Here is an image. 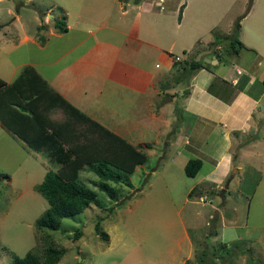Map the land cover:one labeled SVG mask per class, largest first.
Masks as SVG:
<instances>
[{
	"label": "crops",
	"instance_id": "crops-1",
	"mask_svg": "<svg viewBox=\"0 0 264 264\" xmlns=\"http://www.w3.org/2000/svg\"><path fill=\"white\" fill-rule=\"evenodd\" d=\"M3 1L0 64L9 58L8 51L14 49L16 56L6 60V66L4 62L0 79L10 84L24 68H31L40 78L30 77L35 91L26 92L27 86L18 89L20 102L12 108L30 115L29 104L45 120L44 132L30 142L0 124L5 146L19 147L39 164H53L49 170L56 171L58 147L64 151L106 142L101 131L92 130L89 121H93L134 149L147 151L166 141V148L175 150L170 161L181 171L188 159H199L200 168L189 177L196 180L193 183L208 187L213 184L208 181L232 179L233 136L251 129L264 115V13L256 16L258 5L264 3L252 0L239 20V43L232 47L230 30L236 17H224V10L209 17L200 14L204 0L184 2L177 15L180 0L170 10L166 0H108L102 8L106 17L102 15L96 24H87L76 11L57 5L64 30L55 24L49 8L39 9L38 15L26 0L20 9L29 8L35 27L31 31L25 28L20 9L16 11L11 0ZM216 34V42L211 41ZM24 44L32 54L21 53ZM196 49L200 53L192 55ZM189 56L203 63L189 78L160 90L158 84L176 73L172 63ZM37 91L44 95L33 101ZM52 129L65 138L53 135L56 140H51L47 135ZM140 166L136 164L131 173Z\"/></svg>",
	"mask_w": 264,
	"mask_h": 264
},
{
	"label": "rangeland",
	"instance_id": "rangeland-1",
	"mask_svg": "<svg viewBox=\"0 0 264 264\" xmlns=\"http://www.w3.org/2000/svg\"><path fill=\"white\" fill-rule=\"evenodd\" d=\"M24 1H12L14 9H20ZM175 1L166 0V9L174 8ZM180 2L176 15L184 2L188 5L194 0ZM251 2L204 0L200 14L209 17L224 10V17L234 15L239 21ZM107 4L108 0H30L27 5L37 13L49 8L60 25L57 5L76 11L87 24H96ZM262 8L264 5H258L256 16L264 13ZM20 12L25 28L35 29L29 8ZM217 35L211 41L216 42ZM28 47L24 44L19 50L32 54ZM7 54L9 61L16 51ZM4 137L0 130V264H14L13 255L22 257L27 252L41 260L49 244L63 250L55 264H264V115L251 129L233 136L231 156L236 166L232 179L208 181L213 183L208 187L204 182L193 183L195 179L186 177L177 163L170 161L175 150L173 146L167 149L166 141L147 151L136 148L146 161L126 178L130 186L107 181L117 190L113 199L98 191L93 164L82 165L76 178L96 192L101 207L89 204L62 218L56 230L34 227L35 219L47 207L34 186L42 180L43 170L54 165H41L19 147L5 146ZM97 221L99 231L107 235L105 240L94 230Z\"/></svg>",
	"mask_w": 264,
	"mask_h": 264
},
{
	"label": "trees",
	"instance_id": "trees-1",
	"mask_svg": "<svg viewBox=\"0 0 264 264\" xmlns=\"http://www.w3.org/2000/svg\"><path fill=\"white\" fill-rule=\"evenodd\" d=\"M55 24L58 26V21L55 20ZM238 27L239 21H234L230 34V37H232V47L234 43H239L236 40ZM59 28L64 30L62 22ZM200 50L201 49L194 50L192 55L200 53ZM232 52L236 53L235 50ZM202 63L200 58L195 60L193 56H189V59L182 63L173 62L172 67L175 68L174 70L176 73H174L170 79L161 81L158 87L160 90H165V88L170 86L171 82L176 84L181 79L189 78ZM30 77L40 80L33 70L28 67L24 68L18 77L10 84L5 85V82L0 79V124L7 131L15 134L25 142H30L29 140L34 139L37 135H41L44 132L43 123L45 122L41 111H34L29 104H27V109L30 115H27L23 111H14L15 109L12 108V104L20 102L18 94L16 93H20V91H17L18 89L27 86L28 89L26 92L35 91L36 84L31 83ZM37 92L38 95L33 101L41 100L44 95L42 91ZM166 94L167 93H164L163 97H165ZM30 95H32V93H30L29 96ZM89 122L92 124V130L98 133L101 131L99 134L107 140L106 142H101V145H103L99 147L82 148V146L74 145L67 147L64 151L59 147L56 149L57 153H60V155L56 157L60 162L58 169L56 171L47 170L42 180L34 186L35 190L47 203V207L34 221V227L38 230L42 228L56 230L62 218L79 213L89 204H93L98 208L101 207V202L97 198L96 192L83 185L76 178L77 170L82 165L93 164L91 170L98 178V182L96 183L98 191L103 192L109 199H113L117 194V190L109 186L107 181L113 183L122 181L125 182L126 186H130V182L126 180V178L131 174L136 164L145 161L144 154L126 144L121 139H118L97 123L93 121ZM53 135L65 138L64 134L57 132V130H53L47 137L51 140H56L53 138ZM200 164L201 162L197 158L188 159L183 166L184 174L188 177H193L200 168ZM93 227L96 234H98L101 239L105 240L107 235L103 231H99V221L95 222ZM78 236V232L74 234L75 238ZM44 249V255L41 260L33 253L27 252L22 257L13 255V263L55 264L63 254L62 249H56L52 247L51 244L47 245Z\"/></svg>",
	"mask_w": 264,
	"mask_h": 264
},
{
	"label": "water",
	"instance_id": "water-1",
	"mask_svg": "<svg viewBox=\"0 0 264 264\" xmlns=\"http://www.w3.org/2000/svg\"><path fill=\"white\" fill-rule=\"evenodd\" d=\"M11 1L16 2L17 0H11ZM203 61L206 62V63H210L211 59L204 58Z\"/></svg>",
	"mask_w": 264,
	"mask_h": 264
},
{
	"label": "built area",
	"instance_id": "built-area-1",
	"mask_svg": "<svg viewBox=\"0 0 264 264\" xmlns=\"http://www.w3.org/2000/svg\"><path fill=\"white\" fill-rule=\"evenodd\" d=\"M174 60H178V58L177 57H174Z\"/></svg>",
	"mask_w": 264,
	"mask_h": 264
},
{
	"label": "clouds",
	"instance_id": "clouds-1",
	"mask_svg": "<svg viewBox=\"0 0 264 264\" xmlns=\"http://www.w3.org/2000/svg\"><path fill=\"white\" fill-rule=\"evenodd\" d=\"M176 57V56H175ZM177 61V60H176Z\"/></svg>",
	"mask_w": 264,
	"mask_h": 264
}]
</instances>
